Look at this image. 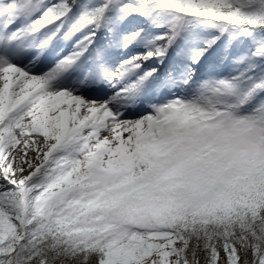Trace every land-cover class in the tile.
Wrapping results in <instances>:
<instances>
[{
	"label": "snow or ice",
	"instance_id": "obj_1",
	"mask_svg": "<svg viewBox=\"0 0 264 264\" xmlns=\"http://www.w3.org/2000/svg\"><path fill=\"white\" fill-rule=\"evenodd\" d=\"M0 264H264V0H0Z\"/></svg>",
	"mask_w": 264,
	"mask_h": 264
}]
</instances>
